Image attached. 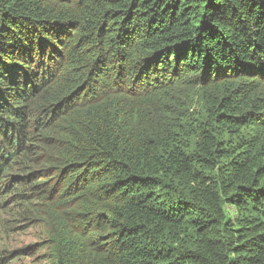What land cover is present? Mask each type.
Instances as JSON below:
<instances>
[{
  "label": "trees",
  "instance_id": "obj_1",
  "mask_svg": "<svg viewBox=\"0 0 264 264\" xmlns=\"http://www.w3.org/2000/svg\"><path fill=\"white\" fill-rule=\"evenodd\" d=\"M12 206L52 264H264V0H0Z\"/></svg>",
  "mask_w": 264,
  "mask_h": 264
},
{
  "label": "rangeland",
  "instance_id": "obj_2",
  "mask_svg": "<svg viewBox=\"0 0 264 264\" xmlns=\"http://www.w3.org/2000/svg\"><path fill=\"white\" fill-rule=\"evenodd\" d=\"M18 209L19 219L27 215L23 206L9 207L0 214V259L5 258L0 264H52L47 230L35 221H12L11 214Z\"/></svg>",
  "mask_w": 264,
  "mask_h": 264
}]
</instances>
